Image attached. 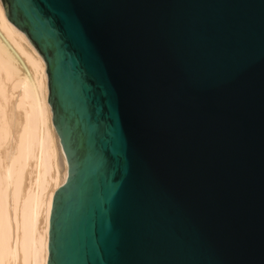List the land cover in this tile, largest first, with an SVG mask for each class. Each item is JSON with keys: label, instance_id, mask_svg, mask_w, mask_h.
I'll use <instances>...</instances> for the list:
<instances>
[{"label": "water", "instance_id": "obj_1", "mask_svg": "<svg viewBox=\"0 0 264 264\" xmlns=\"http://www.w3.org/2000/svg\"><path fill=\"white\" fill-rule=\"evenodd\" d=\"M2 2L70 166L48 264H264V0Z\"/></svg>", "mask_w": 264, "mask_h": 264}, {"label": "bare ground", "instance_id": "obj_2", "mask_svg": "<svg viewBox=\"0 0 264 264\" xmlns=\"http://www.w3.org/2000/svg\"><path fill=\"white\" fill-rule=\"evenodd\" d=\"M46 71L0 0V264H48L53 196L70 178Z\"/></svg>", "mask_w": 264, "mask_h": 264}]
</instances>
